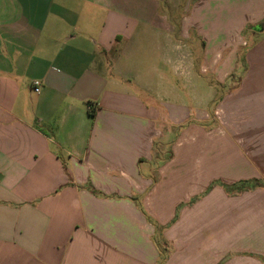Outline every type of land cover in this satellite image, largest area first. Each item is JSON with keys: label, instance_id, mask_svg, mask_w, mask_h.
Instances as JSON below:
<instances>
[{"label": "crops", "instance_id": "crops-1", "mask_svg": "<svg viewBox=\"0 0 264 264\" xmlns=\"http://www.w3.org/2000/svg\"><path fill=\"white\" fill-rule=\"evenodd\" d=\"M164 3L0 0V264H264V0Z\"/></svg>", "mask_w": 264, "mask_h": 264}, {"label": "rangeland", "instance_id": "rangeland-1", "mask_svg": "<svg viewBox=\"0 0 264 264\" xmlns=\"http://www.w3.org/2000/svg\"><path fill=\"white\" fill-rule=\"evenodd\" d=\"M189 1L190 0H165V3H164V5H165V7H167V8H171V9H173L174 11H176V14H178V12H180L179 14H182L181 12H183V14H184V10H185V8L186 9H188V8H190V6H191V3L189 4ZM185 17V16H184ZM179 19H181V17H179ZM260 26H264V22H262L261 24H260ZM251 34H255L254 32H252L251 30H250V28L249 29H247L246 30V33H245V35H246V37L247 36H249V35H251ZM256 37L258 38V37H264V32L263 33H261V34H257L256 35ZM246 47H249L250 46V42H248V44H246L245 45ZM244 53V49H242L241 51H240V54H243ZM247 69H248V66H247ZM247 69H246V71H247ZM238 78H240L238 81H237V87H236V85H234V86H232V87H229L228 88V91H232L235 87H236V89H238V88H240V86H241V82H242V78L243 77H239V76H237ZM236 81H233V83H235ZM220 104V102H217L216 104H215V106H213V108H215L216 106H218ZM244 185V186H243ZM259 188H261V186H260V184L258 183V182H256V181H250V182H247V183H241V184H239V185H237V186H235L233 189L235 190H239V191H251V190H256V189H259Z\"/></svg>", "mask_w": 264, "mask_h": 264}, {"label": "trees", "instance_id": "trees-1", "mask_svg": "<svg viewBox=\"0 0 264 264\" xmlns=\"http://www.w3.org/2000/svg\"><path fill=\"white\" fill-rule=\"evenodd\" d=\"M260 28H261V29H263V28H264V26H260ZM243 186H244V185H243Z\"/></svg>", "mask_w": 264, "mask_h": 264}, {"label": "built area", "instance_id": "built-area-1", "mask_svg": "<svg viewBox=\"0 0 264 264\" xmlns=\"http://www.w3.org/2000/svg\"><path fill=\"white\" fill-rule=\"evenodd\" d=\"M36 92H39V90H38V89H36Z\"/></svg>", "mask_w": 264, "mask_h": 264}, {"label": "water", "instance_id": "water-1", "mask_svg": "<svg viewBox=\"0 0 264 264\" xmlns=\"http://www.w3.org/2000/svg\"><path fill=\"white\" fill-rule=\"evenodd\" d=\"M254 30H257V29H254Z\"/></svg>", "mask_w": 264, "mask_h": 264}]
</instances>
